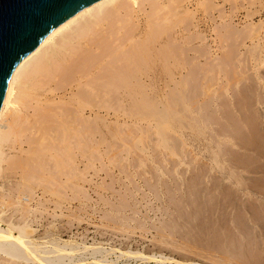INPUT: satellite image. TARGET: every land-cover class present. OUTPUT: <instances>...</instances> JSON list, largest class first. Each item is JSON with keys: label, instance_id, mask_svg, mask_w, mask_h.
I'll return each mask as SVG.
<instances>
[{"label": "rangeland", "instance_id": "obj_1", "mask_svg": "<svg viewBox=\"0 0 264 264\" xmlns=\"http://www.w3.org/2000/svg\"><path fill=\"white\" fill-rule=\"evenodd\" d=\"M263 2L245 0L243 6L246 8L239 7L234 24L245 31V39L231 38L224 42L206 33L208 44L212 43L215 50L220 45V50H227L226 54L223 52L225 58L219 53L216 54L219 56L214 55L210 60L211 67L209 59L200 56L196 62L199 65L202 61L208 63L209 70L201 65V73L184 74L177 91L154 90L148 106L151 119L146 118V123L135 118L136 126L123 124L116 136L106 138L105 149H111L108 154L112 157L106 154L100 161L93 160L94 164L88 170L90 179L85 196L72 201L68 216L53 221L59 228L53 239L62 237L60 240L63 241L56 240L55 243L53 240L56 246L64 247L65 244L66 247L69 243L66 248L72 246L80 251L82 245L88 248L81 252L77 250L75 256L73 253H68L70 257L61 254L63 262L77 257L76 264H89L91 259L99 258L105 248L108 252L104 256L114 262L98 264H179L181 261L264 264V131L261 134L258 129L264 125V24L262 27L255 24L258 20L264 21ZM201 10L208 12L209 4L203 2ZM249 10L254 18L248 20L245 15ZM256 27H260L258 31H255ZM200 29L203 32L204 28ZM251 31H255L254 34ZM194 44L205 45L200 41ZM173 77L170 74L167 79ZM173 92L181 97L175 95L181 109L174 101ZM159 105L168 108V117L159 118L162 116L155 114ZM254 126L258 127V133L254 132ZM160 130L168 136L162 137ZM7 148L5 158L9 153L12 157L18 154L15 149ZM5 164L2 162V167ZM7 179L0 178V195L4 198L5 185H15L14 180L11 183ZM1 197L0 205L10 210L2 213L3 217L10 213L6 218L18 221L20 215L11 214L14 205L6 207L5 200H8L2 198L1 201ZM47 220L41 219L43 226L40 224L39 233L43 229L44 233L48 227ZM3 226L6 227L5 223ZM92 245L100 248L92 249ZM79 253L84 254L80 257ZM163 256L176 261L167 262L165 258L162 260Z\"/></svg>", "mask_w": 264, "mask_h": 264}, {"label": "bare ground", "instance_id": "obj_2", "mask_svg": "<svg viewBox=\"0 0 264 264\" xmlns=\"http://www.w3.org/2000/svg\"><path fill=\"white\" fill-rule=\"evenodd\" d=\"M203 2L209 4L208 12H202ZM243 2L245 0H222V3L218 0H98L57 25L16 64L0 103V178L6 177L8 182L14 180L15 185L4 184L6 198L0 197L1 201L2 198L8 200H5L6 207L14 205L11 214L16 213L20 218L18 221L7 219L10 213L7 218L3 217L2 213L9 209L0 205V225L5 223L6 226H0V264L78 263L77 257H71L67 263L61 259V254L72 255L80 250L72 246L68 250L69 243L66 247L63 244L65 248L56 246L62 237L53 239L58 228L54 219L68 216L72 201L85 196L89 167L93 166V160L100 161L101 156L111 150L105 149L106 138L116 136L123 124L136 126L135 118L146 123V118L151 119L148 106L154 90L177 91L184 74L195 76L202 70L201 65L207 68V62V65L203 61L201 65L196 62L202 55L209 59V65L218 53L225 58L227 50L222 48L221 52V45L215 50L212 43L208 44L206 33L222 41L245 39V31L234 24L239 7H245ZM245 16L249 20L254 14L249 10ZM257 22L255 24L261 27L264 24L263 20ZM200 28H204L203 32ZM256 28L258 31L260 27ZM195 41L205 45L197 46ZM183 59L188 63H182ZM170 74L174 77L167 79ZM187 76L185 81L189 80ZM173 93L175 98L180 97ZM156 107L155 114L162 116L159 118L168 117V108ZM257 126L254 132L260 129L262 134L264 125ZM160 134L164 138L163 135H167L162 130ZM6 147L18 151L17 157L6 152L8 157L5 158ZM128 153L130 151L125 154ZM2 162L6 163L5 169ZM3 170L10 172L3 173ZM42 218L49 219V225L46 224L44 233V229L39 233ZM94 245L89 247L97 248L98 245ZM82 246L81 251L88 249ZM102 249L98 251H104L101 256L93 261L90 258L89 264L114 262L107 260L104 255L108 250ZM168 258H165L167 262L176 261ZM179 264L199 263L181 261Z\"/></svg>", "mask_w": 264, "mask_h": 264}, {"label": "water", "instance_id": "obj_3", "mask_svg": "<svg viewBox=\"0 0 264 264\" xmlns=\"http://www.w3.org/2000/svg\"><path fill=\"white\" fill-rule=\"evenodd\" d=\"M98 0H0V103L16 64L57 25Z\"/></svg>", "mask_w": 264, "mask_h": 264}, {"label": "built area", "instance_id": "obj_4", "mask_svg": "<svg viewBox=\"0 0 264 264\" xmlns=\"http://www.w3.org/2000/svg\"><path fill=\"white\" fill-rule=\"evenodd\" d=\"M1 227L3 226V224L2 225H0Z\"/></svg>", "mask_w": 264, "mask_h": 264}]
</instances>
